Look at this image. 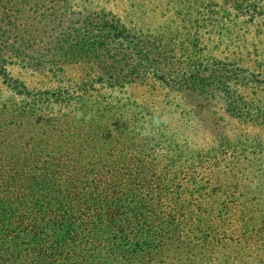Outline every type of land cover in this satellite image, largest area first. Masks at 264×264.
I'll use <instances>...</instances> for the list:
<instances>
[{
    "label": "trees",
    "instance_id": "trees-1",
    "mask_svg": "<svg viewBox=\"0 0 264 264\" xmlns=\"http://www.w3.org/2000/svg\"><path fill=\"white\" fill-rule=\"evenodd\" d=\"M109 3L0 0V264H264V0Z\"/></svg>",
    "mask_w": 264,
    "mask_h": 264
},
{
    "label": "rangeland",
    "instance_id": "rangeland-1",
    "mask_svg": "<svg viewBox=\"0 0 264 264\" xmlns=\"http://www.w3.org/2000/svg\"><path fill=\"white\" fill-rule=\"evenodd\" d=\"M109 1V9H114L115 12H117L118 10H122L124 0ZM121 16L124 17L123 13H121ZM10 71L13 76L22 79L28 86H34L41 79L39 73H34L33 71L24 70L21 68H12ZM74 72L76 73L77 70L73 69V73ZM203 105L205 106V108L204 113L201 116L205 119V123H207L208 125H213V122H215L217 124V128L220 129L219 134H223L226 131L236 127L233 122L229 123L227 116L223 114V110L219 105L208 103H204ZM254 133H258V131L254 130Z\"/></svg>",
    "mask_w": 264,
    "mask_h": 264
}]
</instances>
